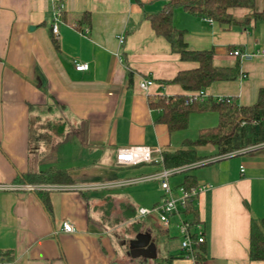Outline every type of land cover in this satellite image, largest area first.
<instances>
[{"label":"crops","instance_id":"0c3cea01","mask_svg":"<svg viewBox=\"0 0 264 264\" xmlns=\"http://www.w3.org/2000/svg\"><path fill=\"white\" fill-rule=\"evenodd\" d=\"M167 1L0 0V186L9 187L0 188V256L15 264H153L129 254V240L148 232L157 257L176 254L173 264H195L184 255L177 229L168 232L157 215L139 211L163 201L156 176L166 168L163 150L179 149L185 138L178 133L185 129L170 132L158 120L149 97L189 93L168 80L199 65L183 60L153 29L147 16ZM57 6L58 35L52 27ZM262 6L263 0H255L254 8L232 7L236 21L229 27L183 8L175 11L173 22L190 49H210L216 66L238 68L236 77L204 89L207 96L242 105L257 101L264 54L243 59L231 50L264 49V20L240 23ZM84 13L89 22L81 21ZM75 59L88 62L89 69L77 70ZM142 78L153 80L147 91L139 87ZM211 118L210 123L219 119ZM54 122L62 130H53ZM202 123L199 129L208 127ZM133 145L159 147L161 153L149 162L118 165V149ZM202 157L175 173L197 165L188 173L212 185L195 199L205 232L202 264H264L249 257L252 223L264 217V142L227 155L217 147ZM50 167L66 169L73 183L46 189L48 209L39 188L14 187L26 184L18 176ZM182 180L170 183L176 196ZM151 220L168 239L179 238L177 251L159 255ZM64 221L75 230L65 231Z\"/></svg>","mask_w":264,"mask_h":264},{"label":"trees","instance_id":"16d2710c","mask_svg":"<svg viewBox=\"0 0 264 264\" xmlns=\"http://www.w3.org/2000/svg\"><path fill=\"white\" fill-rule=\"evenodd\" d=\"M255 0H168L165 7L153 14H149L151 25L158 35L164 36L172 45L175 52L183 60H194L199 63L196 68L180 70L176 76L168 80L180 84L185 90L196 91L206 89L212 82L236 77L237 66L219 67L213 62L214 52L210 49H190L184 40V30L175 26L174 13L178 8L195 14L196 16L212 17L221 25L230 26L236 20L230 12L232 7L254 8ZM90 14L84 13L82 22H89ZM264 20V0L261 10L247 16L243 22L249 24L251 20ZM57 43V40H55ZM188 93L177 95H161L156 100L149 97V105L158 110V120L167 125L170 132L186 129L193 112L215 111L218 123L213 126L202 127L195 138H186L177 150H163V165L166 168L191 166L200 162L204 157L198 154L199 146L209 143L218 147L219 155H227L237 150L251 148L264 142V88H261L257 101L251 105H242L231 98H213L208 96L205 102H188ZM185 171V170H183ZM17 182L36 185L71 184L73 179L66 169L50 167L46 171L28 172L18 176ZM194 174L186 172L181 185L190 187L197 185ZM43 204L50 209L51 199L49 191L39 188L36 190ZM186 212L198 219V209L195 200H188ZM139 224V223H138ZM201 250L205 241L201 243ZM199 252V259L203 257ZM186 256V254L184 253ZM176 254L165 257L158 256L154 264H173ZM249 257L252 260H264V217L253 221L250 234Z\"/></svg>","mask_w":264,"mask_h":264},{"label":"built area","instance_id":"2783aa9c","mask_svg":"<svg viewBox=\"0 0 264 264\" xmlns=\"http://www.w3.org/2000/svg\"><path fill=\"white\" fill-rule=\"evenodd\" d=\"M205 20L213 22L212 17H204ZM61 21V7L57 6L54 13V22L52 24L54 34L59 33V23ZM124 42V36H120V43ZM233 55L241 57L243 59H252L258 53L264 54V49L260 52L242 51L239 48L231 50ZM75 68L77 70L89 69V63L84 61L74 60ZM153 84V80L149 78H142L139 82L140 89L147 91L148 88ZM207 95L204 90H196L188 93V102H205ZM225 98V97H219ZM230 99V97H227ZM161 153L160 148H152L147 145H133L129 147L119 148L116 155V161L118 165H131L139 164L142 162L152 161L153 153ZM162 159V157H161ZM182 168H163L157 173V177L161 178V187L164 190L163 201L157 203L151 207H141L139 209L140 216H154L157 215L159 223L168 231L172 229L179 232L181 235V249L187 257L191 258L195 264H202L199 259V247L201 243L205 241L204 226L200 221H194L193 217L188 215L186 212L188 200H195L200 194L209 189L211 183H198L190 187L179 185V195H175L174 188L170 184V177L181 170ZM243 170V168H242ZM65 185L59 184H47V185H36V184H21L15 185L14 188L20 189L26 188L29 190L42 189H56L62 188ZM0 188H9L8 186H0ZM63 229L65 231H74L75 228L69 221L63 222ZM0 264H15L14 261L5 259L0 256Z\"/></svg>","mask_w":264,"mask_h":264},{"label":"rangeland","instance_id":"374dc122","mask_svg":"<svg viewBox=\"0 0 264 264\" xmlns=\"http://www.w3.org/2000/svg\"><path fill=\"white\" fill-rule=\"evenodd\" d=\"M210 115L217 117V114L215 112H212V111L207 112L206 114L201 115V116L199 114L194 113L190 118L188 128L183 130V131H180L178 133L181 136H183V134H184V136H183V137H185L184 139L195 138L197 136L198 129L201 125V122H203L202 124H207V125H203V126H213V125H216L218 123V121H216V122L214 121L215 123H210V122H213V119H214V118H211ZM52 126H53V128H52L53 130L54 129L62 130V125L59 122L52 123ZM50 131H51V129L48 132H50ZM216 149H217V146L215 144L209 143V144H206L203 146H199L198 152H199L200 156H203L205 154L211 153L212 150H216ZM196 167H198V166L195 165L189 169H186L185 171H181L177 174L174 173L175 175L171 176L169 179L170 183L173 185L176 184L178 181H180V179L184 176V174L186 172L194 171L196 169ZM151 221L152 222H150L149 227L152 230V234L158 238L157 244H158V248H159V255H161L164 252V250H171L173 252L177 251L179 243H180L179 238L168 239L165 236V234L158 229L157 221H155V220H151ZM124 231H125V228L120 231V234L123 235L125 233Z\"/></svg>","mask_w":264,"mask_h":264},{"label":"water","instance_id":"95a60500","mask_svg":"<svg viewBox=\"0 0 264 264\" xmlns=\"http://www.w3.org/2000/svg\"><path fill=\"white\" fill-rule=\"evenodd\" d=\"M129 254L132 257L143 256L149 259L157 257V245L148 232H140L129 240Z\"/></svg>","mask_w":264,"mask_h":264}]
</instances>
